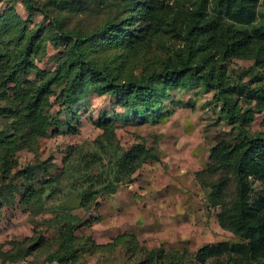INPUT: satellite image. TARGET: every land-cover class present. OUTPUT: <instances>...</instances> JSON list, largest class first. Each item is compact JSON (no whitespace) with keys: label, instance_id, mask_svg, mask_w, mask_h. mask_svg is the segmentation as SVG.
I'll list each match as a JSON object with an SVG mask.
<instances>
[{"label":"rangeland","instance_id":"1","mask_svg":"<svg viewBox=\"0 0 264 264\" xmlns=\"http://www.w3.org/2000/svg\"><path fill=\"white\" fill-rule=\"evenodd\" d=\"M61 1L0 0V264H49L50 256L70 255V264H226L224 255L202 260L196 254L205 245L243 243L217 222L220 205L235 199V175H201L203 184L228 180L222 202L213 206L210 188L196 174L206 169L212 148L241 138L240 122L231 123L228 112L248 111L247 133L264 138V59L221 58L223 88L178 81L148 109L122 106L88 83L71 96L72 72L63 63L72 40L54 42L55 28L94 34L79 51L90 65L105 64L116 81L160 75L183 44L161 37L136 56L115 46L125 19L153 0ZM157 1L176 12L170 22L182 24V10L200 0ZM255 1L253 26L223 19L231 33L264 23V0ZM111 20L116 26L104 29ZM102 29L106 40L97 38ZM24 31L39 36L31 63L20 71L14 59ZM262 190L254 181L248 202ZM69 197L79 205L66 206Z\"/></svg>","mask_w":264,"mask_h":264},{"label":"trees","instance_id":"2","mask_svg":"<svg viewBox=\"0 0 264 264\" xmlns=\"http://www.w3.org/2000/svg\"><path fill=\"white\" fill-rule=\"evenodd\" d=\"M60 1L49 0L53 4ZM63 2L65 3L66 0L61 1ZM27 5L30 7V1ZM208 6L211 7L213 15L209 14ZM123 8L126 11L129 9L127 5ZM169 9L167 5L164 6L157 0L141 2L136 10L138 15L127 17L121 32L118 31L119 38L118 36L114 38L115 46H118L121 52L125 51L131 56H136L156 39L177 37L183 45L181 48L173 49L174 56L168 59L160 75L141 74L138 77L116 81V76L105 71V64L96 68L90 65L89 61H85L79 51L78 44L91 41L94 34L83 35L75 30L70 32L69 36L60 34L58 28H55L54 42L70 37L72 40V44L67 45L68 54L63 63L65 72H72L67 86L68 94L73 96L78 85L88 83L93 84L100 94L113 95L122 106H144L148 109L157 98L167 97L164 91L177 87L178 81H182L184 87L203 83L211 89L223 88L218 73L220 70L218 63L221 58L244 55L247 59L256 57H258L257 61L264 59V23L250 32H234V34L224 22L226 20L243 28L253 26L256 19L255 0H212L209 4L207 0H200L196 5L182 10L183 25L178 19V22H170V17L176 19L177 14ZM115 23L114 20L107 21L103 27L104 29L115 27ZM104 29L97 31L101 33L97 38L100 35L105 38V34H102ZM24 32L20 34L25 38L24 43L15 50L17 57L14 59L16 60L14 65L20 71L28 67L22 64H29L34 43L39 36L36 32ZM13 72L14 70L6 75L11 76ZM159 90L163 93H159ZM228 115L231 123L240 122L241 138L233 146L221 143L212 148L209 164L204 171L196 174V179L201 186L210 188L207 200L213 206H217L222 202L227 178L203 184L201 175L204 173L213 176L219 170L231 171L235 175V199L229 206L220 205L221 211L217 214V222L220 228L240 238L243 243L205 245L198 249L196 257L205 260L224 255L226 264H258L264 261V138L247 133L245 126L249 120L248 111H230ZM130 155L125 157L130 159L132 156ZM254 181L260 182L263 190L257 199L249 203L248 198ZM20 253L25 257L30 254V250L25 249ZM73 259L71 255L63 258L50 256L48 262L70 264Z\"/></svg>","mask_w":264,"mask_h":264},{"label":"water","instance_id":"3","mask_svg":"<svg viewBox=\"0 0 264 264\" xmlns=\"http://www.w3.org/2000/svg\"><path fill=\"white\" fill-rule=\"evenodd\" d=\"M80 203V200L69 197L65 201V205L71 208L77 207Z\"/></svg>","mask_w":264,"mask_h":264},{"label":"built area","instance_id":"4","mask_svg":"<svg viewBox=\"0 0 264 264\" xmlns=\"http://www.w3.org/2000/svg\"><path fill=\"white\" fill-rule=\"evenodd\" d=\"M16 264H30L27 260H24V261H20ZM49 264H58L57 262L53 261V262H50Z\"/></svg>","mask_w":264,"mask_h":264}]
</instances>
